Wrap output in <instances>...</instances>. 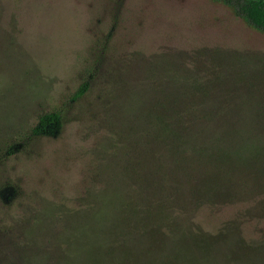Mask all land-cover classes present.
I'll use <instances>...</instances> for the list:
<instances>
[{"label": "rangeland", "instance_id": "1", "mask_svg": "<svg viewBox=\"0 0 264 264\" xmlns=\"http://www.w3.org/2000/svg\"><path fill=\"white\" fill-rule=\"evenodd\" d=\"M0 264H264V33L224 0H0Z\"/></svg>", "mask_w": 264, "mask_h": 264}, {"label": "trees", "instance_id": "2", "mask_svg": "<svg viewBox=\"0 0 264 264\" xmlns=\"http://www.w3.org/2000/svg\"><path fill=\"white\" fill-rule=\"evenodd\" d=\"M233 5L237 16L243 18L249 25L264 33V0H224ZM81 90H77V95ZM59 115L47 113L37 119V124L31 130L33 135H46L59 126Z\"/></svg>", "mask_w": 264, "mask_h": 264}]
</instances>
